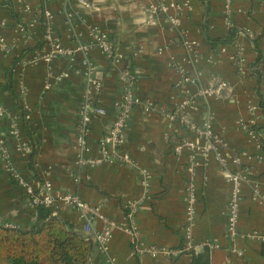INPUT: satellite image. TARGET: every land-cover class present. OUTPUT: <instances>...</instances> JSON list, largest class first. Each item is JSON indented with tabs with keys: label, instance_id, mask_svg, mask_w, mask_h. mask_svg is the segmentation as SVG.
Listing matches in <instances>:
<instances>
[{
	"label": "crops",
	"instance_id": "0c3cea01",
	"mask_svg": "<svg viewBox=\"0 0 264 264\" xmlns=\"http://www.w3.org/2000/svg\"><path fill=\"white\" fill-rule=\"evenodd\" d=\"M84 1L0 0V104L17 119L20 131L18 139L12 137L8 118L0 119V138L12 168L33 187L47 182L52 195L74 194L96 207L50 210L83 234L86 224L100 231L110 223L108 255L117 264H192V252L208 264H264V157L258 137L248 132L253 124L264 123L257 106L264 97V0H230L228 13L224 0H188L180 28L196 41L192 51L182 43L180 30H170L164 17L152 13L153 0ZM47 27L65 53L34 62L36 51L51 50L44 39ZM89 27L108 35L115 62L94 46L77 48L89 42ZM231 27L243 33L222 50L211 49L205 35L224 37ZM251 39L262 54L258 63ZM86 65L100 81L98 92L85 74ZM182 69L190 77L183 86ZM126 72L134 77V94L156 110L134 106L122 148L116 155L107 147L111 156L104 159L99 142L115 119ZM215 78L226 82L221 95L202 94L215 85ZM10 80L16 99L2 87ZM86 95L104 113L90 121L86 134L87 153L97 162L79 166L76 125ZM157 108H176V120L169 122ZM181 116L199 125L207 122L224 158L220 163L215 153L195 154L196 202L188 229L186 153L177 155L172 146L180 138L202 146L204 138L187 130ZM259 135L264 140V127ZM23 143L33 149L32 157L21 149ZM123 154L127 163L117 160ZM233 158L247 168L249 180L240 183L232 235L227 217ZM139 169L148 173L145 182ZM129 203L136 205L132 216L125 212ZM0 217L19 227L35 220L24 189L5 171L1 157ZM150 245L158 248L155 256ZM89 264H103L95 243Z\"/></svg>",
	"mask_w": 264,
	"mask_h": 264
},
{
	"label": "built area",
	"instance_id": "2783aa9c",
	"mask_svg": "<svg viewBox=\"0 0 264 264\" xmlns=\"http://www.w3.org/2000/svg\"><path fill=\"white\" fill-rule=\"evenodd\" d=\"M59 1L65 3L70 0ZM79 1L85 2L84 0ZM224 2L226 12L228 13L230 0H224ZM85 5L88 4L85 3ZM151 9L152 13L156 15H161L165 18L170 30H180L179 35L182 39V43L184 44L187 50L192 51L194 47H196V41L190 38L187 31L180 28V17L185 13V10L189 9L188 0H153ZM46 15L50 16L48 12H46ZM68 18H72V15L70 13H68ZM87 34L89 37V42L86 44H82L77 48L86 50L88 49V47L94 46L98 48L103 53V55L107 57L110 61L115 62L116 56L114 52V46L109 40L108 35L95 27H89L87 30ZM44 37V39L50 44L51 50L48 52L36 51L31 58V60L34 62L38 60L49 62L56 55L65 53L63 47L61 46L59 41L53 37L48 27L46 28V34ZM220 49L222 50V47H220ZM236 61L238 69L241 70L243 65L242 57L238 56L236 58ZM180 73V84L183 86L185 85V83L189 82L190 77L188 73L185 72L183 69ZM85 74L88 75L90 85L93 90L95 92H98L100 89V81L93 76L91 68L88 65H86L85 67ZM133 80L134 77L130 73L126 72L124 74V89L122 92V98L117 104V112L115 119L111 123L108 131L103 135L99 142V146L103 153L104 159H109L111 156L109 155L110 153L108 152L107 147H110L112 153L114 154L118 153V151L122 148L125 135L124 130L130 112L134 106H140L143 108L144 111L147 112L152 111V109H155L152 103H150L149 101H143L134 94L131 86ZM225 86V81L215 78V85L213 87L204 89L202 91V94H214L216 96H220L221 91ZM252 109H254V107H252ZM157 110L158 112H161L169 122L175 121L177 118L176 108L163 110L157 108ZM103 113L104 110L95 104L93 98L90 95L84 96L78 110V121L76 125V146L79 152L77 164L79 166L91 165L97 162L96 159L90 157L87 153L86 134L90 121L95 116ZM6 117L9 120L8 129L10 135L18 139L20 131L17 119L15 117L10 116L7 113L6 109L3 107V105L0 104V119ZM179 121L182 122V124L187 128V130L204 138V144L202 146L195 145L187 138H180L172 146V151L175 154L180 155L182 153H186V163L189 177L185 182L184 204L188 229L193 221L194 204L196 202L195 185L193 180L195 154L199 152L203 156H205L210 152L215 153V157L220 163L224 162V158L222 157L218 148V139L214 134L213 130L211 129V126L207 122L199 125L185 116L179 117ZM248 132L250 135H256L251 129V127L248 129ZM256 136L258 137V135ZM259 146L260 144L258 143L257 147L259 148ZM21 149L24 151V153H28L30 151V145H28L27 143H23L21 144ZM9 155V150L5 146L4 140L0 138V157L2 159L5 171L18 185H20L24 189L28 198V204L31 207H34L35 204H42L49 208H54L55 210L59 211L66 209H72L83 212L95 211L96 207L94 208L89 203L81 200L77 195L69 193L60 196L52 195V193L50 192V185L47 182H44L38 185L37 187H33L32 185L27 183V181H25L24 178L12 168ZM260 156L264 157V155ZM117 160L121 163H127L129 161L128 156L126 154L120 155ZM233 163H235L236 166L229 176V180L232 184V191L228 203L227 217L228 232L232 235L235 234L236 222L238 219L240 183L249 180V172L247 171V168L242 166L237 158H233ZM138 172L143 177L145 182L148 178L147 171L139 169ZM257 190V188L254 189V191L256 192ZM125 207L129 209L127 215L132 216L135 211L136 205L134 203H129ZM83 232L85 236L93 240V243H95L96 247L102 254L103 264H117L114 259L110 257V255H108L107 243L111 235L110 223H107L106 226L100 231H92L89 227V224H86L83 228ZM259 236H261V234ZM262 238L264 239V234L262 235ZM148 251L152 256H155L158 252V248L155 245H150L148 247Z\"/></svg>",
	"mask_w": 264,
	"mask_h": 264
},
{
	"label": "trees",
	"instance_id": "16d2710c",
	"mask_svg": "<svg viewBox=\"0 0 264 264\" xmlns=\"http://www.w3.org/2000/svg\"><path fill=\"white\" fill-rule=\"evenodd\" d=\"M206 27L204 26V29ZM243 31L231 27L224 37H210L205 35L209 47L217 50L235 42ZM251 42L256 46L255 39ZM39 45L37 49L41 48ZM258 51L255 62L262 59L261 51ZM34 50V49H32ZM21 60L17 58L15 62ZM260 72L257 71L258 78ZM4 90L16 99L11 80L2 86ZM258 108L264 115V97H260ZM25 114V111H22ZM264 127L262 124H253L251 129L259 137V150L264 155V140L259 131ZM31 148L29 156L32 157ZM29 159V158H28ZM30 162V160H29ZM31 164V163H30ZM34 223L29 227L8 225L0 219V264H89L93 240L85 236L74 226L57 215L51 213L49 207L42 204L34 205ZM128 213V209H125ZM207 250V247H204ZM192 264H208V259H202L201 255L191 253Z\"/></svg>",
	"mask_w": 264,
	"mask_h": 264
}]
</instances>
